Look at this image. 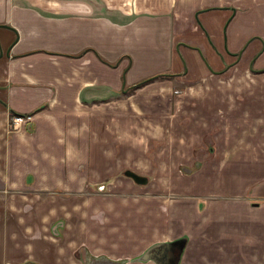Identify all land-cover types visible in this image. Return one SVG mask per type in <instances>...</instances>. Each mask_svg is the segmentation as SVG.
Returning <instances> with one entry per match:
<instances>
[{
    "label": "crops",
    "instance_id": "crops-1",
    "mask_svg": "<svg viewBox=\"0 0 264 264\" xmlns=\"http://www.w3.org/2000/svg\"><path fill=\"white\" fill-rule=\"evenodd\" d=\"M97 1L0 0V264H264V0Z\"/></svg>",
    "mask_w": 264,
    "mask_h": 264
},
{
    "label": "water",
    "instance_id": "water-1",
    "mask_svg": "<svg viewBox=\"0 0 264 264\" xmlns=\"http://www.w3.org/2000/svg\"><path fill=\"white\" fill-rule=\"evenodd\" d=\"M122 174L130 178L134 183L145 184L146 178L130 170H124ZM185 240L177 239L167 243H157L150 246L143 252L137 260L146 261L152 259L155 264H178V259L183 248ZM104 264H122V262H109L103 260ZM100 264V263H98Z\"/></svg>",
    "mask_w": 264,
    "mask_h": 264
},
{
    "label": "rangeland",
    "instance_id": "rangeland-1",
    "mask_svg": "<svg viewBox=\"0 0 264 264\" xmlns=\"http://www.w3.org/2000/svg\"><path fill=\"white\" fill-rule=\"evenodd\" d=\"M90 1H91V2H93V1L98 2L97 0H90ZM204 1H205V2H211V1H213V2H217V1H220V0H204ZM223 1H224V0H223ZM99 2H102V3H103V0H99ZM167 2H168V8H170V13L173 14L174 16L180 15V12H178V11H179V8H178V6H177V3H178V5H181V0H168ZM213 2H212V3H213ZM93 3H94V2H93ZM174 93L176 94V93H178V91L175 90ZM190 95H193V93H191ZM194 95L197 96V95H199V94L196 93V94H194ZM205 142H206L207 146L209 147V146H210V142L208 141V139H206ZM124 170H128V168L123 169V170L121 171V173H120L121 175H122V172H123ZM192 170H194V169L179 166V171L182 172V173H185V174H189ZM134 173H136V174H138V175H141V176H144V177L146 178V181H147L148 178H149V177L146 175L145 172H141V173L134 172ZM140 185H143V184H140Z\"/></svg>",
    "mask_w": 264,
    "mask_h": 264
},
{
    "label": "trees",
    "instance_id": "trees-1",
    "mask_svg": "<svg viewBox=\"0 0 264 264\" xmlns=\"http://www.w3.org/2000/svg\"><path fill=\"white\" fill-rule=\"evenodd\" d=\"M171 77L170 74H155V75H152V76H149V77H146V78H143L137 82H135L134 84L132 85H129V86H125L124 83H122V88H121V95H127L131 92H133L135 89L149 83V82H152L154 80H158V79H165V78H169Z\"/></svg>",
    "mask_w": 264,
    "mask_h": 264
},
{
    "label": "built area",
    "instance_id": "built-area-1",
    "mask_svg": "<svg viewBox=\"0 0 264 264\" xmlns=\"http://www.w3.org/2000/svg\"><path fill=\"white\" fill-rule=\"evenodd\" d=\"M27 120H29V117L27 115H13L11 117V128L16 129Z\"/></svg>",
    "mask_w": 264,
    "mask_h": 264
}]
</instances>
